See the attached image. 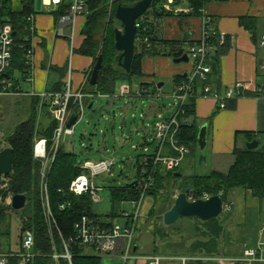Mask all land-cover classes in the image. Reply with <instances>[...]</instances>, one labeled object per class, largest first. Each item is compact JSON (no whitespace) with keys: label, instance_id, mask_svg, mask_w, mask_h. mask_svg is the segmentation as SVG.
<instances>
[{"label":"crops","instance_id":"crops-1","mask_svg":"<svg viewBox=\"0 0 264 264\" xmlns=\"http://www.w3.org/2000/svg\"><path fill=\"white\" fill-rule=\"evenodd\" d=\"M39 3L37 0L36 2L33 0L32 5L35 16V32L32 36L34 47L32 81L30 83L22 81V75L16 70H12L11 75L18 82L21 91L20 95L11 98L28 99L30 109L32 101L35 100V97L30 96L31 93L42 94L57 85H60L64 91L68 72L70 91L79 90L94 63L92 57L78 53L85 39L82 34L86 22L84 16L77 20L74 29L67 27L64 29V36L58 37L56 35L57 16L55 15L57 9L44 6L42 0H39ZM9 7L12 13H21L23 11L22 0H10ZM167 11L172 14L161 18H153L151 15L148 17V22L152 27V37L157 41L183 42L185 53L191 44H195L201 39L205 19L209 20L208 25L211 29L226 35V41L222 46H218L214 40L212 41L214 45L211 56L213 63L210 64L211 72L206 81H198L196 87V81L193 84L194 115L191 119L197 123L198 129L205 127V148L200 150L198 147L193 155L187 148L188 153L183 158L184 161L187 158L190 159L189 172L195 169L196 165L198 167L205 165L208 170L206 175L211 172L225 174L234 162V149L245 148V144L248 143L243 135L236 137L237 132L260 133L258 140L261 145H264V99H257L253 95L261 82L259 65L264 57V51L258 46L259 37L264 35V0H209L198 13L193 12L187 0H179L176 5H170ZM136 52L140 53L139 47ZM52 67L61 69L62 77L52 71ZM191 72L192 63L190 61L176 64L172 61L171 56H144L141 59V76H136L138 77L137 81H131L135 92H132V88L128 87L130 93L128 96L136 97L141 90H146L151 94L149 98L154 99L150 101L148 114L152 116L153 129L157 116L160 115L164 118L161 114L162 108L154 101L163 96L162 88L168 84L171 87L168 95L170 96L176 87L175 79L181 77L187 79ZM236 83L243 84L246 90L245 94L250 96L245 95L237 100L228 101L226 108L219 110L209 120L218 106L216 96H223ZM118 86L119 89L127 87L124 82L116 83V87ZM205 87L210 89L208 96H203ZM84 90L86 93L94 91L87 85L84 86ZM111 96L88 95L85 103L87 106L93 105L95 98H110ZM0 98H6V96ZM171 114L169 112V116ZM145 144H148L146 140H144ZM157 146L158 143L156 150ZM144 152H148L145 147ZM199 155L204 160L196 162ZM189 172L183 175L180 171V174L190 177L192 173ZM228 198L233 202V209L225 223V236L219 256H192L187 251L181 253L180 249L176 250L178 254L174 255V252L170 251L173 247H167L170 241L162 243L153 236L150 227L144 230L151 235L152 240L149 245L143 244L140 237L136 235L141 228V221H139L135 231L133 257L128 262L149 264L151 258L158 257L161 259L160 264L175 259L179 261L180 258L191 259L189 264L195 261L205 264L217 261L218 264H235L233 260L239 258L245 249L253 247L257 241L261 227L264 225V198H257L249 190L243 189L231 192ZM170 202L172 206L173 202ZM118 220L119 218L115 221ZM163 227L169 228L164 225ZM244 234H247L248 242L247 239L241 241V238L245 237ZM233 237L241 243V247L239 245L238 248L231 246L230 238L234 239ZM226 242L230 247L224 248ZM218 257L220 258L217 259Z\"/></svg>","mask_w":264,"mask_h":264},{"label":"trees","instance_id":"trees-1","mask_svg":"<svg viewBox=\"0 0 264 264\" xmlns=\"http://www.w3.org/2000/svg\"><path fill=\"white\" fill-rule=\"evenodd\" d=\"M114 6L111 10V15L114 16L115 8L118 5L121 6H133L140 0H115ZM179 0L173 2L172 5H176ZM190 8L193 12L198 13L202 6L209 0H187ZM9 2L4 3L0 8V25L9 23L12 26L14 34V45L12 48V65L9 75H12V70L18 71L22 75V81H25L26 70L25 66V48L29 45L30 37L27 30L26 18L33 13L32 5L33 0H22L23 11L19 14L11 12ZM107 0H87V13L89 16L86 18L85 25L82 29V34L85 36L81 49L78 51L81 55H87L94 58V64L99 56H102V67L98 72L97 85L92 87L87 83V86L94 89L93 92L86 93L87 95H104L111 96L114 94L116 83L118 82H131L132 77L141 76V59L144 56H155V55H167L172 56L175 50H181L184 47L183 42H168V41H157L152 37V27L148 22V17L151 15L153 18H161L172 14L164 9V5L167 0H154L147 10V12L137 20L138 32L135 41L134 57L129 74H126L119 66L116 60V68L114 69L108 58H112L113 49L108 45L105 40L102 50L96 55L98 46L95 44L93 37V30L98 26L102 20L105 19L107 14L106 11ZM66 8L61 7L55 12L58 17L60 14L65 13ZM144 38H148L147 43H143ZM27 40V42L25 41ZM192 45V44H191ZM108 46V47H107ZM137 47L140 48V53H137ZM215 62V59L213 60ZM213 62L211 61L210 64ZM52 71L60 74L62 77V70L58 68H51ZM186 78H176L175 85L178 86L180 83L185 82ZM15 82H17L15 80ZM195 82V87L196 83ZM18 83V82H17ZM144 87V86H142ZM144 89V88H141ZM51 92L58 93L62 92L60 85L55 86L50 90ZM141 90L139 93H143ZM145 92H147L145 90ZM143 95V94H142ZM246 96H250L246 94ZM39 100H35L31 103L30 116L21 124L17 125L12 133L5 137L4 142L6 145L3 146L0 142V151L5 148H11L12 153V174L10 175V182L7 187L0 190V196L4 192L10 191L8 195H25L26 205L23 210L20 211L22 227L21 231L28 230L32 233L35 241V251L37 257L29 264H54L51 258L52 245H55L58 253L62 252V247L59 239L57 229L63 238L67 239L74 233V225L83 215L90 217H97L103 219V216L95 215L92 212L93 202L91 201L89 194H82L76 196L68 191V186L71 181L77 176L84 173L79 167L77 156L73 152H66L63 145L61 144L59 150L56 153L54 162L51 165V169L46 176L47 195L49 200L50 210L55 220V225L50 228L52 230L49 233V228L43 219L42 206L40 200V163L33 158V145L36 138H43L48 141L53 136V132L56 128L54 120L45 131L41 132L37 129V106ZM227 104V103H226ZM226 108V105L225 107ZM217 106L214 115L221 110ZM42 113L48 115L46 105L42 108ZM194 115V97L189 98L182 106V114L179 119H186V123L181 124L176 133L175 139H177L180 145H184L190 150V154H194L198 148L197 135L198 125L191 119ZM238 135H243L248 142L253 140L258 141V147L255 150H247L246 147L242 149H234L233 157L234 162L229 170L225 174L211 172L205 176L192 175L190 177L180 178L174 177L175 173H180V167L166 171L161 165L156 166L153 173L154 190L148 192V197H157L159 200L163 198L162 194L166 188L169 187L174 189L178 185L181 192L185 190L187 185H191V189L187 192V196L193 195L195 199H200L204 194L210 196H216L220 192L221 199L224 204L229 202V194L235 190L243 189L249 190L253 196L257 198H264V145L258 140L260 133L252 132H237ZM166 155L176 156L174 152H166ZM140 158L136 159L135 163V177L132 183L128 184L124 188H111L109 194L111 197V209L109 215L105 216L109 222L117 220L121 217V212L116 209V205L123 202L137 201L139 199V193L137 191V184L141 178L139 165ZM6 175V176H9ZM1 177V176H0ZM180 180V181H181ZM7 188V190H6ZM5 198V195L3 196ZM0 200V239L2 241V247L5 245L9 238V226L8 221L10 219V213L14 210L3 202V198ZM3 202V203H2ZM166 209L171 206V202L165 197ZM63 205L64 210H60L59 206ZM165 209V210H166ZM164 210V211H165ZM164 211L162 213H164ZM156 212V206L151 211V217ZM230 217V213H221L215 219L202 222L198 219L192 218L190 220L202 224V228L194 226L198 235L194 241L186 248L188 254L195 256L200 255L203 257H216L219 256L222 250V244L225 236V223ZM153 236L159 239L162 243L170 241L168 230L164 227H155L153 230ZM6 246V245H5ZM5 251H11V248L6 246ZM72 264H101L100 260L94 257L82 256V251L74 249ZM11 264H20L16 259H13ZM58 264H67L65 259L58 260ZM191 264H205L201 261H195Z\"/></svg>","mask_w":264,"mask_h":264},{"label":"built area","instance_id":"built-area-1","mask_svg":"<svg viewBox=\"0 0 264 264\" xmlns=\"http://www.w3.org/2000/svg\"><path fill=\"white\" fill-rule=\"evenodd\" d=\"M10 0H0L1 6ZM172 0H167L165 9L169 10L172 5ZM42 4L47 7L58 8L65 7L66 11L57 17L58 37L64 36V29L71 27L74 29L79 18L87 13V0H42ZM34 14H30L26 18L27 30L29 32V45L24 49L26 70V83L32 81V61L34 54V47L32 44V36L34 29ZM209 20L203 21L201 39L190 45L187 48L186 54L189 61L192 63L191 75L185 82L180 83L175 87L172 93V99L176 101L175 111L167 118L157 116L154 123L155 140L158 143V148L153 155H144L139 165L141 178L137 184V191L139 199L137 201L128 202L132 207L131 211L121 212L123 223L118 221H103L97 217L81 216L74 225V233L71 237L65 239L60 234L55 225L52 212L49 206L47 195L46 176L51 169L57 151L62 144L63 136H73V127L68 128L67 124L72 116L73 110L77 109L78 121L81 119L84 110L86 109L85 99L88 97L84 93V86L87 85L90 78V71L85 76V82L79 90L71 92L69 89V72L64 91L54 93L51 91L42 94L31 93V97L39 100L37 106L38 113H42V108L46 105L48 116L56 123V128L53 132L50 145L48 141L43 138H36L33 145V158L40 163L41 183L40 195L42 214L45 223L49 228L51 234V226L55 225L57 229L62 252L56 251L53 242L51 258L54 264H58V260L65 259L67 264H72L74 257V249L82 251V256L100 258H107L111 261H117L118 264H128V261L133 257L135 231L138 219L141 214L143 202L147 198V194L154 190L153 173L156 166L161 165L166 171H172L178 168L188 153L187 147L180 145L175 139L178 128L181 124L186 123V119H179L182 114V106L189 98H193L194 90L193 84L195 81H206L207 76L211 72L210 62L212 61V54L214 40L218 46L224 45L226 35L224 33L213 30L209 27ZM138 26V24H137ZM27 42V40H25ZM148 42V38H144L143 43ZM14 45V34L12 26L9 23L0 25V96L14 97L21 94L19 84L9 75L12 65V48ZM258 46L264 51V35L258 39ZM261 82L257 86L254 97L257 99H264V57L259 65ZM245 87L241 83L234 84L223 96H216L218 106L224 108L228 101H234L238 98L244 97ZM120 93L124 95L129 94L128 87L120 88ZM143 94V95H142ZM210 89L205 87L203 89V96H208ZM151 94L143 92L137 94V97H150ZM5 139L4 134L0 131V141ZM174 152L176 156L166 155L165 152ZM79 167L84 171L83 174L74 178L68 186V191L76 196L82 194H89L91 201L96 204L101 200L98 198V192L102 190L94 185L93 179L103 173H110L114 167V160H100V161H85L79 164ZM47 172V173H46ZM6 187V186H5ZM178 192H174L170 197L175 200ZM221 192L218 196L221 198ZM187 196V195H186ZM12 195H9L7 205L10 206ZM208 195L204 194L200 199H207ZM188 201H195L193 195L187 196ZM223 203V202H222ZM60 210H64V206H59ZM233 209V202L229 200L228 203L222 205V213H231ZM90 252V253H89ZM35 251V241L32 233L28 230L20 232V241L16 250L6 252L0 242V264H11L13 259H16L20 264H29L37 257ZM161 259L153 257L149 264H160ZM180 264H189L191 259L180 258ZM235 264H264V225L258 235L255 245L243 251L242 255L233 260Z\"/></svg>","mask_w":264,"mask_h":264},{"label":"rangeland","instance_id":"rangeland-1","mask_svg":"<svg viewBox=\"0 0 264 264\" xmlns=\"http://www.w3.org/2000/svg\"><path fill=\"white\" fill-rule=\"evenodd\" d=\"M67 2H70V0H67ZM115 2L117 1L107 0V14L105 19L98 23V26L93 30L94 42L98 46L95 56H98L102 50L105 40L107 45L109 42L111 43L109 47L113 49L114 30L123 29L122 24L111 15V10ZM37 3H39V0H37ZM88 16L89 13L84 15L85 20ZM118 56L119 53L113 50L112 58H108V61L111 62L114 69L116 68L115 64ZM137 78L138 77L136 76L132 77L131 81H137ZM132 82L127 81L124 83L127 87L132 88V92H135V87L133 88ZM83 91L85 93V90ZM162 91L163 96H160L159 100L154 101L162 108L161 114L165 118L169 116V112L173 113L175 111V105L177 103L171 98L172 94L168 96L171 91V87H169L168 84H165ZM153 99L154 98L152 97L139 98L136 96L130 98L128 95L123 96L120 93L118 86L110 98H95L90 110L86 105V109L84 110L81 119L72 126L73 136H63L62 138L64 150L66 152H73L77 156L78 164L85 161L114 160V167L110 173H103L93 179L94 185L102 190L98 192V198L101 201L96 204L93 203L92 212L95 215L103 216V221H109L108 218L105 217L109 215L111 209V197L109 190L111 188H124L128 184L132 183L135 175L134 170L136 159L140 158L141 160L142 155H153L156 151L157 141L154 138L155 133L153 129L152 116L148 114L150 101H153ZM29 116L30 107L28 99L25 98L19 100L7 96L6 98H0V128L2 129H0V131L5 137L10 135L17 125L25 122ZM52 121L53 120L46 113H38L37 129L40 133L45 131L48 127H50ZM144 140H146L148 144L144 145ZM0 142L6 147L7 144H5L4 138ZM143 146L147 149V153L144 152ZM261 147H263V145H261ZM200 157L201 156L199 155L196 162L200 160ZM189 166L190 159L187 158L185 161H182L179 171H181L183 175H186L190 170H188ZM41 171L42 168L40 169V183ZM189 173L198 176L206 175L208 170L205 165H202V167H198V165H196L195 169L191 170ZM45 176L47 175L45 174ZM180 180H178L179 182L177 185L173 187L174 189L165 187L166 189L163 192L161 191L158 193L162 194V199L159 200L158 198L161 195L157 197L147 196L143 202L141 214L138 219V222L141 221V228L136 233L137 237H140L143 244L149 245L152 240L151 235L146 233L144 229L150 227V230L153 231L155 227H163L162 212L166 209V205L164 204L165 197L168 196L169 200L174 202L170 195L174 192H181L178 187V185L182 183V180ZM8 182H10V175L1 176L0 190L5 188V186L7 187ZM8 194H10V191L2 193L0 196V200H2V197L5 204L9 198ZM4 195L5 198L3 197ZM154 206H156V212L154 216L151 217L150 211ZM116 209L120 212H128L131 211L132 207L129 203L123 202L116 205ZM118 223H123V219L119 218ZM8 226L9 238L4 244L11 248V250H16L19 245L22 227L20 211L10 213ZM194 226L200 229L203 227L201 223H197L190 219H180L175 225L166 229L168 230L170 236V244L167 247H173L170 251L174 252V255L178 254V249L181 250H179L181 253H184L186 251V247L194 241L196 235H198ZM244 235L245 237L243 236L241 241L247 239L246 241L248 242L247 234ZM2 241L0 239L1 245ZM235 241V238H230L231 246L238 248V245L240 246L241 243ZM5 245L3 246L4 250L8 249ZM228 247H230V245L226 242L224 248ZM219 258L220 257L217 259ZM100 262L101 264L119 263L103 257L100 258ZM128 264H131V261L128 262ZM165 264H180V261L175 259L173 261L166 262ZM210 264H218V261Z\"/></svg>","mask_w":264,"mask_h":264},{"label":"water","instance_id":"water-1","mask_svg":"<svg viewBox=\"0 0 264 264\" xmlns=\"http://www.w3.org/2000/svg\"><path fill=\"white\" fill-rule=\"evenodd\" d=\"M154 0H140L133 6L118 5L114 11V18L123 26L122 30H114V48L119 53L118 66L129 74L133 62L135 41L138 32L137 20L142 17L150 8ZM176 2L177 0H172ZM172 61L176 64L187 63L189 61L187 54L181 50H175L172 54ZM102 67V56H99L93 65L89 78V85H97L98 72ZM92 104L88 106L90 110ZM78 121L77 109L73 110L72 116L67 127H72ZM205 127H201L197 135V144L200 150L205 148ZM247 150H255L258 147V141L253 140L245 144ZM12 149L5 148L0 151V176H6L12 173ZM204 160L201 156L200 161ZM174 177L180 178V173H175ZM191 185H187L183 192H180L173 202L171 208L163 214L162 223L165 227L175 225L180 219H198L202 222L215 219L222 213V199L216 196H210L207 199H197L195 201L187 200V192ZM26 205L25 195H13L11 197L10 207L14 211H21Z\"/></svg>","mask_w":264,"mask_h":264}]
</instances>
